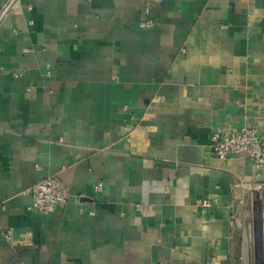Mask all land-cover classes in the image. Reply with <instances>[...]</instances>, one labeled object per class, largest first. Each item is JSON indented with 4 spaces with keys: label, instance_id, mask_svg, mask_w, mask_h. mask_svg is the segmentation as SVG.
Listing matches in <instances>:
<instances>
[{
    "label": "crops",
    "instance_id": "obj_1",
    "mask_svg": "<svg viewBox=\"0 0 264 264\" xmlns=\"http://www.w3.org/2000/svg\"><path fill=\"white\" fill-rule=\"evenodd\" d=\"M241 127L264 139V0H15L0 19L14 235L0 229V264H237V200L264 168L215 156L212 134ZM50 174L66 207L29 210Z\"/></svg>",
    "mask_w": 264,
    "mask_h": 264
},
{
    "label": "built area",
    "instance_id": "obj_2",
    "mask_svg": "<svg viewBox=\"0 0 264 264\" xmlns=\"http://www.w3.org/2000/svg\"><path fill=\"white\" fill-rule=\"evenodd\" d=\"M15 0H8L0 9V19L13 8ZM158 1V0H155ZM150 3L145 2L143 6L144 18L140 22V27L149 28L154 25V21L149 17ZM212 153L225 158L230 154L247 153L256 169L264 168V139L258 137L256 129L252 127H241L238 129H218L212 134ZM260 187V186H259ZM249 187L251 192L264 191L259 188ZM96 191L101 189V183L94 185ZM26 192L31 200L27 205L29 210L39 211L43 214H50L66 207L71 193L64 182L54 174L47 175L31 185ZM140 209V205L137 204ZM3 236L7 241L14 238L11 228L3 229Z\"/></svg>",
    "mask_w": 264,
    "mask_h": 264
},
{
    "label": "rangeland",
    "instance_id": "obj_3",
    "mask_svg": "<svg viewBox=\"0 0 264 264\" xmlns=\"http://www.w3.org/2000/svg\"><path fill=\"white\" fill-rule=\"evenodd\" d=\"M237 202L234 217L239 234L237 264H264V191H249L238 197Z\"/></svg>",
    "mask_w": 264,
    "mask_h": 264
}]
</instances>
